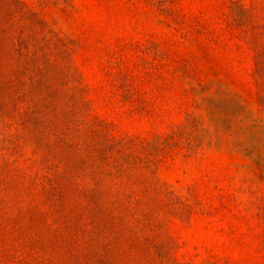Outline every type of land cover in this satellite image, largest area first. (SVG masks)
<instances>
[{"label":"rangeland","instance_id":"obj_1","mask_svg":"<svg viewBox=\"0 0 264 264\" xmlns=\"http://www.w3.org/2000/svg\"><path fill=\"white\" fill-rule=\"evenodd\" d=\"M0 264H264V0H0Z\"/></svg>","mask_w":264,"mask_h":264}]
</instances>
